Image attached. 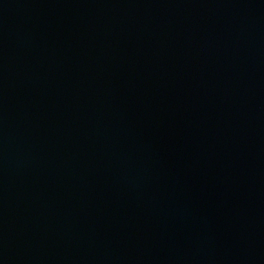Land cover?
I'll return each instance as SVG.
<instances>
[{
  "label": "water",
  "instance_id": "95a60500",
  "mask_svg": "<svg viewBox=\"0 0 264 264\" xmlns=\"http://www.w3.org/2000/svg\"><path fill=\"white\" fill-rule=\"evenodd\" d=\"M0 264H264V0H0Z\"/></svg>",
  "mask_w": 264,
  "mask_h": 264
}]
</instances>
